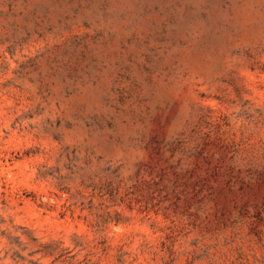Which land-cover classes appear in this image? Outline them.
<instances>
[{"label": "rangeland", "instance_id": "374dc122", "mask_svg": "<svg viewBox=\"0 0 264 264\" xmlns=\"http://www.w3.org/2000/svg\"><path fill=\"white\" fill-rule=\"evenodd\" d=\"M0 264H264V0H0Z\"/></svg>", "mask_w": 264, "mask_h": 264}]
</instances>
